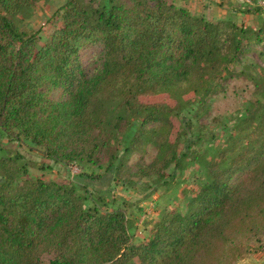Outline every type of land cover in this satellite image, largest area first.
<instances>
[{"label": "trees", "instance_id": "1", "mask_svg": "<svg viewBox=\"0 0 264 264\" xmlns=\"http://www.w3.org/2000/svg\"><path fill=\"white\" fill-rule=\"evenodd\" d=\"M39 1L0 0V136L54 161L119 171L136 154L139 178L165 176L179 152L173 119L264 48V25L194 16L173 0H67L39 45L17 23ZM91 47L96 67L84 61ZM255 87L264 96V79ZM159 95L172 104L140 100ZM135 120L121 156L118 135ZM235 132L186 211L162 214L137 245L124 209L86 207L72 182L29 178L22 155L0 143V264H235L264 235V108Z\"/></svg>", "mask_w": 264, "mask_h": 264}, {"label": "rangeland", "instance_id": "2", "mask_svg": "<svg viewBox=\"0 0 264 264\" xmlns=\"http://www.w3.org/2000/svg\"><path fill=\"white\" fill-rule=\"evenodd\" d=\"M66 1L40 0L36 7L21 13L17 23L22 31L36 33L39 45L44 44L60 27L59 16ZM173 1L188 9V5H192L194 16L215 19L223 18L227 12V18L253 30L264 25V6L260 0ZM203 8L212 15L203 13ZM100 57L101 51L91 47L84 59L85 64L96 67L100 64ZM260 79H264V48L258 45L251 52L247 51L241 63L230 66L223 79L213 86L210 95L193 98L181 116L173 119L172 139L178 145V157L161 178L154 174L139 178L133 170L139 158L136 154L125 155L128 166L112 171L105 161L90 165L51 160L45 147L23 137L14 140L0 136V143L22 155L19 162L27 168L29 178L72 182L86 198V207L97 204L107 211L124 209L137 245L149 240L153 226L162 214L186 211L189 198L205 184L212 159L218 158L244 118L264 108V96L255 87ZM140 100L145 104H172L164 95L146 96ZM138 126L139 121L135 120L133 127L119 133L116 146L121 156ZM153 154L150 149L145 161L149 162ZM116 164L119 165V161ZM248 245V252L235 264H264V235L260 241L254 240Z\"/></svg>", "mask_w": 264, "mask_h": 264}, {"label": "crops", "instance_id": "3", "mask_svg": "<svg viewBox=\"0 0 264 264\" xmlns=\"http://www.w3.org/2000/svg\"><path fill=\"white\" fill-rule=\"evenodd\" d=\"M192 5H188V7L190 8V10L192 11V13H193V10H192V7H191ZM193 7H194V5H193ZM202 8V7H201ZM211 11V10H210ZM203 13H206V15L208 16V15H212L211 13H209V10L208 9H206V8H203V11H202ZM219 11H217V13H218ZM226 14H225V16L223 17V18H220V17H217V18H215V19H213L212 17H210L209 16V18H207V19H210V20H213V21H215V20H219V19H221V20H229V18H227L226 16L228 15V13L227 12H225ZM239 15H242V13H239ZM236 18V17H235ZM238 19H241L240 17H237ZM238 24H242V23H239V22H237Z\"/></svg>", "mask_w": 264, "mask_h": 264}, {"label": "built area", "instance_id": "4", "mask_svg": "<svg viewBox=\"0 0 264 264\" xmlns=\"http://www.w3.org/2000/svg\"><path fill=\"white\" fill-rule=\"evenodd\" d=\"M260 4L264 6V0H260Z\"/></svg>", "mask_w": 264, "mask_h": 264}]
</instances>
